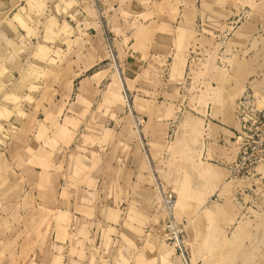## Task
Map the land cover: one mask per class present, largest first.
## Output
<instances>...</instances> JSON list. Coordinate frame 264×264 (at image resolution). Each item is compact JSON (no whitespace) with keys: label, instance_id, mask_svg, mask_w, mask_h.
Wrapping results in <instances>:
<instances>
[{"label":"rangeland","instance_id":"374dc122","mask_svg":"<svg viewBox=\"0 0 264 264\" xmlns=\"http://www.w3.org/2000/svg\"><path fill=\"white\" fill-rule=\"evenodd\" d=\"M192 1L0 0V264H264V118L240 117L264 110V0L228 9L211 29L224 42L189 63L236 105L227 167L194 153L205 131L189 114L155 139L150 113L171 105L123 83L130 46L155 45L152 19L163 50L174 2ZM166 52L151 66L174 70Z\"/></svg>","mask_w":264,"mask_h":264},{"label":"crops","instance_id":"0c3cea01","mask_svg":"<svg viewBox=\"0 0 264 264\" xmlns=\"http://www.w3.org/2000/svg\"><path fill=\"white\" fill-rule=\"evenodd\" d=\"M258 2L259 0H251L250 4ZM154 4L157 5L156 8L162 6L160 1H156ZM242 4V0H234L230 6L222 5L214 0H193L180 6L174 2V36H169L171 40L170 44L162 50L163 46L158 43L162 38L158 37L160 34L157 31V25L160 24V21L158 17H155L152 19V22L156 25L153 32L154 47L136 51L132 50L133 48L130 46L131 50L129 53H125L123 63L120 64L124 70L128 69L129 73H132L130 78L137 75L133 79L128 80L123 72L124 86L131 96L134 97L133 101L138 96L139 100L149 105L154 104L156 101L159 103V100H162V103L167 100L165 104L167 106L171 105L173 112L171 111L170 116H167L166 112L159 111L158 108L150 113L152 115V123L155 126L153 133L155 139L164 138L167 135L160 131V126L161 129L162 127H166L169 135L174 132L175 122L180 118L182 121L184 116L189 114L191 116L190 119L194 121V125L199 123L205 131L202 135V143L196 146L195 152H193L197 155L199 153L198 156L200 154L204 155V159L215 161V163H218L223 168L229 165L227 140H232V135L234 134L233 128L226 124L228 121L227 117L231 118L233 114V118H235V121L237 120L236 105H234V111H232V108L227 110L225 107L226 103L223 102L226 91L215 86L213 83L209 87L207 85L208 77L200 78L197 73L198 78L196 77L195 81L192 80L189 63L194 56H210L212 50H214L213 48L210 49V43L224 42V35H218L217 38L213 39L211 29H214L213 26L223 28L224 25L228 24V20L233 17L226 15L228 9L232 11V14L235 13V17L238 9L244 8ZM152 22L149 21L147 24L150 25ZM166 49H169L171 56L174 58V70L163 69L159 63L151 66L154 58L156 60H164L165 54H167ZM225 50V48H222L218 51L216 50V53L220 56L225 53ZM140 56L142 58H138ZM143 58L146 59L144 60ZM184 65H186V76L184 82L181 83L179 81ZM172 78L174 81L170 82ZM189 84L191 88H194L192 89L194 91L192 93L194 103L183 99V97H186ZM191 88H189V91ZM206 88L208 92L205 94L204 90ZM205 95H207L206 98ZM201 98L202 102L199 101ZM161 102L160 104H162ZM179 134L182 135L181 130ZM149 135H143L146 141L148 139L151 140ZM156 146L153 147V150L152 146H150L148 152L163 153V150L161 148L158 149ZM166 153L168 155L169 152ZM198 158L196 161L201 159V157L200 159ZM153 159L151 158L154 163ZM160 159H162V156L159 158V161Z\"/></svg>","mask_w":264,"mask_h":264},{"label":"built area","instance_id":"2783aa9c","mask_svg":"<svg viewBox=\"0 0 264 264\" xmlns=\"http://www.w3.org/2000/svg\"><path fill=\"white\" fill-rule=\"evenodd\" d=\"M254 100H256L255 98H254ZM249 106H247V107H242L243 108V110L242 109H240V117H241V122L244 124V126H243V128H244V130H248V129H246L247 128V120H252V121H254L255 123H258V121H262L261 119L262 118H264V115L262 114V112L264 111V110H261V111H258L257 109V107L255 106V105H253L252 106V108H255L254 109V111L255 112H253L252 114H250L251 112H249V111H247V112H245V110L248 108ZM252 111H253V109H252ZM251 115H252V117H251ZM250 118V119H249Z\"/></svg>","mask_w":264,"mask_h":264}]
</instances>
